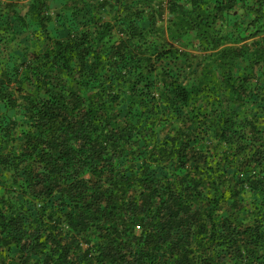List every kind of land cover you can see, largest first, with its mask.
Returning a JSON list of instances; mask_svg holds the SVG:
<instances>
[{"label":"trees","instance_id":"16d2710c","mask_svg":"<svg viewBox=\"0 0 264 264\" xmlns=\"http://www.w3.org/2000/svg\"><path fill=\"white\" fill-rule=\"evenodd\" d=\"M22 1L0 264H264V0Z\"/></svg>","mask_w":264,"mask_h":264},{"label":"rangeland","instance_id":"374dc122","mask_svg":"<svg viewBox=\"0 0 264 264\" xmlns=\"http://www.w3.org/2000/svg\"><path fill=\"white\" fill-rule=\"evenodd\" d=\"M27 1H28V0H23V1H22V4L24 5ZM23 11H25V10H23Z\"/></svg>","mask_w":264,"mask_h":264}]
</instances>
